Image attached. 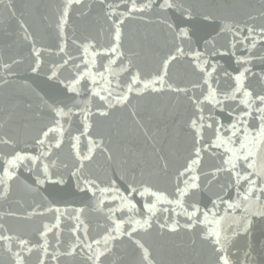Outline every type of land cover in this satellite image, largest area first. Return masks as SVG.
I'll list each match as a JSON object with an SVG mask.
<instances>
[{"label": "snow or ice", "instance_id": "6c2138e0", "mask_svg": "<svg viewBox=\"0 0 264 264\" xmlns=\"http://www.w3.org/2000/svg\"><path fill=\"white\" fill-rule=\"evenodd\" d=\"M82 3L83 0H66L59 11L56 28L61 43L58 47L59 52L67 58L62 59V64L53 65L49 77L59 79L60 69L71 62V78L67 82L59 80V83L66 89L65 95L74 96L69 97L70 102L67 103L63 100L50 103L34 92L51 119L32 137L33 143H25L24 148L17 150L18 141L14 135L6 132L0 136V145L12 149L0 154V199H8L12 182L20 180V170L23 169L34 176L33 184L36 186L46 183L71 186L74 181L75 190L87 197V201L81 207L72 208H62L51 201L47 205L33 202L30 210H26V218L46 214H52L54 218V223H44L42 230H39L42 242L12 234L10 228L0 224V249L7 257L3 264H29L33 253L37 254L36 264H61L62 260L76 257L80 258V264H104L105 259L114 254L117 243L123 237L132 240L139 249L140 264H163L152 257L150 247L137 238L138 235L154 229L162 235L176 234L181 230L194 232L199 226H203L199 239L210 247L214 264H235L230 258L231 247L240 236L249 238L244 253L245 264H264V258H255L257 245L251 238L256 225H264V70L253 72L257 59L264 64V55L258 57L255 54L258 45L264 49V8L258 15H249L242 24L229 23L220 27L218 35L231 33L227 47H218L215 38L206 39L203 50L189 48L186 51L183 46L174 45L160 57L158 68L145 74L136 62L139 53L124 48L127 19L135 18V14H140L139 18L143 19L145 14L155 10L159 23L174 37L190 40V29L170 22L167 12H179L186 22H190L196 14L206 22H214L217 20L214 13L203 5L186 3L185 0H144L140 3L138 0H121V4L100 0L106 9L103 16L108 25L107 43L88 40L81 44L83 57L80 63H76L75 58L65 51V29L70 10ZM121 5L125 11H117ZM8 7H12L10 0ZM11 14L15 15V12ZM20 28L24 32V39L32 41L35 60L31 71L37 72L43 63L41 50L35 47V40L23 21H20ZM238 48L246 54L238 55ZM90 49L96 50L90 54ZM227 56L233 58L238 66L236 69L229 71L216 60L217 57ZM97 57L107 58V62L98 67ZM184 59L189 61L198 78L181 86L172 80L170 71ZM18 63L20 61L16 59L3 63L6 75H0V87L8 86L7 77L14 75L12 67ZM116 65L118 67H114ZM122 74H126L128 79L124 80ZM253 79L259 81L258 87L250 85ZM165 91L175 94L177 98H186L192 107L190 116L183 122L191 134V151L177 169L174 190L168 193L155 188L143 178V170L139 180L135 175L130 180L126 176L120 177L125 182L123 191L115 179L105 181L87 175L88 165L94 161L97 152L104 154L108 160L112 159L110 137L106 140L103 131L92 132L94 117L109 119L115 111L124 108L131 109L130 116L137 130H142L147 141L151 142L153 151L150 155L162 162L158 172L167 174L169 160L157 147V134H148L144 123L137 119L138 112L130 100L133 93L139 96ZM80 96H86V99L74 98ZM25 107L31 112L33 120L41 119V113L33 109L32 103ZM76 117H79V127L77 134L72 135ZM82 138L86 139L84 148L81 147ZM66 140L71 164L56 155L63 149ZM206 153L220 161L210 171H202ZM137 162L147 164V159L140 155ZM222 176L228 177L224 183L220 182ZM214 184L219 185L218 191H211ZM25 186L34 192L39 190V187L34 188L29 184ZM205 187L211 192L208 200L211 207L205 204L202 209L195 201L189 203V198L195 197ZM229 189L235 190V199H225ZM137 195L144 201L142 207L145 212L140 211L135 201ZM44 199L47 200L46 197ZM106 201L115 206L106 207ZM158 204L170 207L158 209ZM89 205L94 206V211L105 213L104 223L97 225L100 231L94 237L90 236V225L84 219ZM158 212L160 215H157ZM117 213L120 214L119 218ZM0 215L15 217L17 213L9 210ZM180 217H184L185 222L181 223ZM62 218L74 222L70 228L73 240L67 245L61 236ZM50 233L53 234L54 243L49 240ZM196 242L195 238L191 241L192 245ZM260 248L264 251V243L260 244ZM113 264L117 262L113 261Z\"/></svg>", "mask_w": 264, "mask_h": 264}, {"label": "water", "instance_id": "95a60500", "mask_svg": "<svg viewBox=\"0 0 264 264\" xmlns=\"http://www.w3.org/2000/svg\"><path fill=\"white\" fill-rule=\"evenodd\" d=\"M12 7L9 8V0L0 2V75H6L2 65L11 63V60H19L20 63L13 65L14 75L7 77L9 84L7 87H0V136L6 132L14 135L18 141L17 150L25 147V143L32 144V137L37 131L51 119L50 114L45 108L40 106V101L35 93H39L50 103L52 101L70 102L69 97L74 94H67L66 89L59 80L71 78L73 68L69 65L60 69L59 79H50L51 68L55 64H62V59H66L63 53L59 52L61 38L58 34L56 23L59 11L62 9L66 0H10ZM106 3L121 4V0H105ZM144 0H138V3ZM186 3L203 5L211 10L217 17L214 22H206L199 14L194 15L190 22H186L185 17L175 10H169L167 16L170 22H175L181 27L190 29V40L181 39L173 36L161 23L155 10L139 18L140 14H135V18L125 21L124 25V48L131 49L139 53L137 63L140 64L142 71L147 74L156 70L160 63V57L164 56L174 45L183 46L185 50L189 48H200L203 50L206 39L215 38L217 46L227 47L231 40V33L220 34V27L229 23H243L247 21L249 15H258L264 8V0H185ZM106 9L101 5L100 0H83L82 5H75L70 10L69 22L66 26V48L68 56L75 58L76 63L81 62L83 49L81 44L88 40H93L99 44L107 43L108 25L104 22L103 13ZM121 5L117 11H125ZM12 11L15 15H12ZM20 21H23L35 40V47L41 50L43 63L37 72L31 71L34 66L35 56L32 52V41L24 39V32L20 28ZM260 21L258 20L257 23ZM219 25V27H218ZM76 43H73V41ZM96 49H90L89 53ZM238 55L246 54L238 48ZM255 54L259 57L264 55V49L259 45ZM216 60L225 69L232 71L238 66L234 63L231 56L217 57ZM107 58L97 57V66L106 63ZM118 67V65L114 66ZM264 70V64L259 59L255 61L253 72L259 73ZM170 77L174 82L181 86L190 80L197 79L192 67L187 59L181 60L170 71ZM122 78L127 80L126 74ZM252 87H258V80H251ZM90 86V85H89ZM222 86L224 83L222 82ZM75 99H86V96L74 97ZM131 105L135 106L138 112L137 119H141L148 134H157L159 143L157 147L162 149V154L169 160L167 174H160L158 167L162 162L156 161L150 154L153 149L151 142L147 141L142 130H137L133 118L130 116V108L117 110L111 118L102 119L94 117L93 134L97 131L105 133L106 140L110 137V147L112 159L108 160L100 152L96 153L94 161L88 165L87 175L98 177L101 180L115 179L117 185L123 191L125 182L120 179L126 176L129 180L135 175L136 179H141V171H144V179L149 180L155 188L171 193L174 190L175 176L177 169L184 163L185 158L191 151V134L184 127L183 122L191 114L192 107L186 98H177L175 94L165 91L162 94L144 93L139 96L133 93L130 97ZM32 103L33 109L41 113L38 121L31 118V112L25 105ZM83 106V105H81ZM94 111V109H93ZM223 116V114H221ZM150 117V118H149ZM79 127V117L74 118L72 135L77 134ZM210 135V133H208ZM86 146V139L82 138L81 147ZM12 149L0 145V154L11 151ZM59 158L69 164L72 159L69 152L67 140L62 150L56 153ZM143 155L147 159V164L138 163V156ZM2 163V161H0ZM220 161L210 154H205L202 161V171H210L217 166ZM151 173V175H149ZM65 179L68 177L65 174ZM34 176L20 170V180L12 182L11 193L7 200L0 199V213L9 210L15 211V217L0 215V224L12 230V234H20L24 238H29L33 242H42L39 237V230H42L44 223H54L52 214L44 216H34L26 218V210L35 203L47 205L49 201L56 203L60 207H81L87 201V197L78 193L72 185H53L46 183L43 186L33 184ZM228 180L227 176H222L220 182ZM39 187L38 191H31L25 185ZM219 185L214 184L211 191H218ZM225 199H235V190L229 189ZM211 192L204 188L195 197L189 198V203L195 201L203 209ZM47 198V200L44 199ZM215 199L214 196L211 197ZM141 212L143 200L138 195L135 197ZM19 202V203H18ZM151 202V201H149ZM107 206H115L105 202ZM211 207L210 204H208ZM93 205H89L85 214V221L90 225V236H96L100 229L98 224L104 223L105 213L94 211ZM158 209L170 207L158 204ZM191 210V209H189ZM179 211V209H178ZM223 214V207L220 209ZM127 215V210H124ZM239 214V213H237ZM157 215H160L158 212ZM118 218L120 214L117 213ZM137 218H140L139 216ZM181 223L185 222L184 217H180ZM72 221L62 218L61 236L64 244L67 245L73 240L70 228ZM199 226L194 232L181 230L176 234H161L157 229L145 234L140 233L137 238L146 242L150 247L152 257L163 262V264H214V255L206 242L199 239L201 228ZM196 239V244L192 245V239ZM252 240L256 242V260L264 258V251L260 244L264 243V225L257 224L252 233ZM49 240L54 243L53 234H49ZM249 238L240 236L234 240L231 247V259L235 264H245L244 253L247 251ZM7 257L0 249V264L6 261ZM37 254L33 253L29 258V264H36ZM140 264L141 257L139 249L127 237H123L117 243L114 254L107 257L104 264ZM61 264H80V258L62 260Z\"/></svg>", "mask_w": 264, "mask_h": 264}]
</instances>
